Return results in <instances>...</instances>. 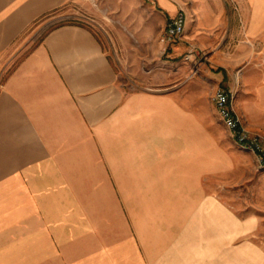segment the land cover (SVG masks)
<instances>
[{
	"label": "crops",
	"instance_id": "crops-1",
	"mask_svg": "<svg viewBox=\"0 0 264 264\" xmlns=\"http://www.w3.org/2000/svg\"><path fill=\"white\" fill-rule=\"evenodd\" d=\"M237 1L238 73L126 88L88 27L55 24L87 0H0V264H264V170L211 100L227 79L264 136V0ZM187 13L179 48L230 37L222 0Z\"/></svg>",
	"mask_w": 264,
	"mask_h": 264
},
{
	"label": "rangeland",
	"instance_id": "rangeland-1",
	"mask_svg": "<svg viewBox=\"0 0 264 264\" xmlns=\"http://www.w3.org/2000/svg\"><path fill=\"white\" fill-rule=\"evenodd\" d=\"M87 1L94 10V15L83 13L84 3L74 2L72 5L70 2L65 8L64 17L55 24L76 22L88 27L114 65L118 81L126 88L154 86L150 81L157 73H166L172 82H180L186 76L190 82L205 75L212 77L221 75L228 79L229 74L238 73L244 66L243 62L238 61L232 65L235 68L232 69L228 62L230 56L236 54L239 58L245 53L242 9L237 0H222L227 13L231 16L230 37L225 29L215 30L210 32L212 34L210 44L200 46L193 44L189 48H179L178 45L185 34V29L192 30L193 22H190L187 7L193 5V0H178V10L174 16L179 12L184 14L185 28L183 34L173 41L165 39L166 26L170 20H166L165 12L155 4L144 0ZM217 55L220 56L218 57L221 63L214 61ZM227 79H222L216 89L226 85ZM211 84V81L206 82L208 87H211ZM232 93L234 94L233 91ZM233 106L239 115L234 103ZM239 117L247 132L258 134L264 143V136L246 128L242 117L240 115ZM255 158L257 167L264 170L260 167L256 155ZM262 241L264 242V236Z\"/></svg>",
	"mask_w": 264,
	"mask_h": 264
},
{
	"label": "built area",
	"instance_id": "built-area-1",
	"mask_svg": "<svg viewBox=\"0 0 264 264\" xmlns=\"http://www.w3.org/2000/svg\"><path fill=\"white\" fill-rule=\"evenodd\" d=\"M148 3H154L155 0H144ZM185 28V17L182 12L174 16L166 26L165 39L173 41L179 38ZM234 94L225 87H218L212 101L217 114L223 125L231 132L237 144L251 150L257 156L260 167L264 168V143L258 134H250L243 127L240 117L233 106Z\"/></svg>",
	"mask_w": 264,
	"mask_h": 264
}]
</instances>
